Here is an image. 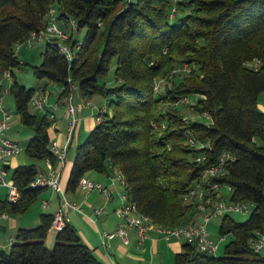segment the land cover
Masks as SVG:
<instances>
[{
    "label": "trees",
    "instance_id": "1",
    "mask_svg": "<svg viewBox=\"0 0 264 264\" xmlns=\"http://www.w3.org/2000/svg\"><path fill=\"white\" fill-rule=\"evenodd\" d=\"M189 3L192 8L174 18L172 10L184 8L175 0H0V79L6 69L12 70L16 112L34 129L27 155L51 156V122L30 111L36 87L16 80L14 68L22 63L14 45L45 26L53 5L62 11L64 27L66 14L76 18L86 33L74 59L70 62L49 42L41 63L32 66L44 85L53 81L63 87L60 98L69 91V77L83 96L107 97L109 110L77 147L68 189H75L89 171L111 173L118 167L128 199L142 213L164 226L182 224L193 210L184 195L202 181L206 166L230 151L235 158L215 180L232 187L233 200L253 203L250 216L244 221L222 216L219 234L232 236L222 254L201 252L185 242L173 264H264V254L248 242L256 230H264V110L259 106L264 92V0ZM176 60L192 70L160 96L155 79L177 67ZM255 60L261 61L258 69L249 64ZM190 94L199 95L195 108L209 122L187 119L166 105ZM190 135L210 145L192 146ZM202 152L207 154L204 164L194 160ZM38 171L34 164L12 170L21 196L17 201L1 199L2 211L24 212L38 199L44 188L30 186ZM53 218L42 214L38 225L19 228L10 249L0 252V264H105L69 221L49 248Z\"/></svg>",
    "mask_w": 264,
    "mask_h": 264
},
{
    "label": "built area",
    "instance_id": "2",
    "mask_svg": "<svg viewBox=\"0 0 264 264\" xmlns=\"http://www.w3.org/2000/svg\"><path fill=\"white\" fill-rule=\"evenodd\" d=\"M61 13L62 11L59 10L57 6H51L45 18V26L37 31H33L26 39L16 42L14 45L15 52L18 53V50L23 46L33 47L35 44L53 42L57 45L61 53L71 62L74 59L76 51L82 44V40L75 37V33L79 30V24L76 18L66 14V26L60 25ZM75 38L76 42H74ZM249 64L255 69H258L261 61L255 60ZM191 70L192 67L185 63L183 66L172 69L169 77L177 75L180 71L190 72ZM4 79H8L11 84L13 81V72L11 69H6L0 79V84L2 86L0 89V186L7 189L6 198L9 201H17L21 196V191L7 166V158L20 153L22 147L17 140L13 139L8 134L12 126L14 111L7 107L5 102L6 97L11 93L10 88L12 85L9 84V86L4 87ZM68 82L69 91L67 94L62 98L58 97V99L52 103L50 102V93L44 84L39 85L31 97V103L34 108L41 111L42 114H45L51 123L56 118L55 113L59 108L60 102L65 105V112L68 117L65 141L62 143L58 139L50 138L49 149L52 155L44 158L49 168L48 172L39 170L30 183L32 188L50 187L54 190H60L61 167L64 166L68 160V150L79 122L77 113L90 104L88 99L84 100L82 103H75L73 98L74 89L77 87V84L71 77L68 78ZM155 84L156 88L158 81H156ZM179 102L180 100L176 101L175 104ZM106 110L107 108H101L99 110L97 114L98 121L102 120ZM188 140L192 146H196L197 148H204L210 145L209 142L205 143L200 141L193 135H190ZM53 157L55 158V162H53ZM234 158L235 156L230 151H223L215 162L206 166L202 181L189 188L186 192L184 200L186 203L193 205L192 213L186 223L170 226L158 224L149 215L142 213L137 204L128 199L127 193H121L123 202L115 211L119 217L124 219V223L115 231L102 232L103 241L105 242V239H111L114 236H120L125 243H128L129 235L126 226H129L136 230L139 245H142L147 238H164L166 240L182 239L185 242L193 244L196 249L201 252L218 254L220 244L227 235H221L219 239L211 237L207 227L208 223L213 217L223 216L237 211H250L247 206V201L233 200L231 198L233 190L230 185L220 180H215V178H221L227 173L226 164ZM206 159V152L199 153L194 157V160L201 164H204ZM111 173L110 184H105L86 176H82L78 184L84 190L99 191L105 196L106 200L109 201L113 196V186L117 181L123 186H127L125 176L118 167H114ZM223 185L228 186V195L221 192ZM46 205L47 201H44L43 206ZM65 207H72L78 211L83 210L80 204L70 201L63 195V203L54 214L50 226L52 230H62L66 225L68 219L65 215ZM101 211L102 208L95 209L97 214L101 213ZM4 215L6 216L5 213ZM153 233H155L156 236H152ZM13 241L14 237H11L7 249H10ZM248 242L251 249L255 252L262 253L264 251V232L256 230L254 234L251 235Z\"/></svg>",
    "mask_w": 264,
    "mask_h": 264
},
{
    "label": "crops",
    "instance_id": "3",
    "mask_svg": "<svg viewBox=\"0 0 264 264\" xmlns=\"http://www.w3.org/2000/svg\"><path fill=\"white\" fill-rule=\"evenodd\" d=\"M43 82L44 81H42L40 85L43 84ZM55 84L59 87L60 92L58 94L60 95L63 87L57 83ZM76 90L78 93H76ZM59 95L56 99L55 97L53 98V96L50 97V100L52 102L56 101ZM103 96L104 97H101L96 94L88 98L83 96L78 88L74 90L73 101L75 103H82L86 99H91L96 103L81 109L77 113L79 117L77 129L78 135L81 133L84 135L87 132L89 133L98 123L97 114L101 108H106L107 105L105 101L107 97L105 95ZM259 106L262 110H264V92L259 98ZM55 114L56 118L51 123L48 130L49 135L50 138L58 139L63 143L65 141L67 131L68 117L65 112V105L62 102H60L59 108ZM16 122L17 118L13 115L12 126L8 134L13 139L17 140L20 145V140L25 139L27 145L34 134L29 133L26 134V136L17 135V133L12 131ZM20 153L7 158V166L10 172H12V170L19 165L28 164H34L38 170L48 172L49 168L44 158H42V163L38 165L34 162H30L26 156H22ZM74 159H70L68 150V160L66 164L61 167V188L60 190H54L51 188V193L47 198L42 199L39 208L35 207V203H33L24 212L8 213L0 209V252L2 250H8L7 245L9 243V239L11 237H16L19 228H30L38 225L41 222L42 214H52L54 216L63 203V195H65L70 201L81 205L83 209L82 211H78L72 207H65L64 211L68 219L67 221L73 224L83 241L89 245L90 248H92L97 258L105 264H166L172 253L177 254L178 252L184 250L185 241L182 239L166 240L164 238H147L142 245H139L136 230L129 226H126L129 235L128 243H125L120 236L105 239L104 242L101 235L102 232L115 231L121 224L124 223V219L119 217L115 210L123 202L121 193H127L126 186H123L119 181H117L113 186V196L109 201H107L105 196L99 191L84 190L79 184L75 189H68V181ZM111 174L112 173L89 171L84 176L101 181L105 184H110ZM46 189H50V187L44 188V190ZM2 190L4 192H2ZM6 194L7 189L5 187H1L0 200L5 199ZM44 201H47L46 206H43ZM96 208H102L101 213L97 214L95 212ZM56 234L57 231L52 230L51 228L49 229L46 238V245L49 248L54 247L56 243ZM152 236H156V234L153 233ZM262 253L264 254V251Z\"/></svg>",
    "mask_w": 264,
    "mask_h": 264
},
{
    "label": "rangeland",
    "instance_id": "4",
    "mask_svg": "<svg viewBox=\"0 0 264 264\" xmlns=\"http://www.w3.org/2000/svg\"><path fill=\"white\" fill-rule=\"evenodd\" d=\"M125 1H127V0H122V2H125ZM189 1L190 0H175V2H181L183 4L184 8L180 9V10H172V13H173L172 15L174 16V18H175V16L176 17L183 16L185 14V12H188L192 8V5L189 3ZM173 9H175V8H173ZM63 23H64V21H59L60 25H63ZM85 33H86V27H81L75 33V37L83 39L85 36ZM44 48H45L44 44H35L33 47L23 46L18 50V58L21 61L22 65L19 67H16L14 69V73L16 76V80L20 84H24L28 88L29 87H36L37 88L40 85V83L42 82L35 75L32 66L41 63L42 53L44 51ZM174 64L177 65V67H179V66H183V64H185V62L183 63L180 60H176ZM113 68L114 67H112V69L109 71V74H108L109 78H110V76L113 75ZM169 74H167L165 77H158L155 79V82L158 81V85L155 88V90H156V93L160 96H165L167 90L172 89L174 87V83L176 81L178 82L179 80L185 79L187 76H189L188 75L189 72H186V71H180V72H178V74H180V75L173 76V77H169ZM13 82H14V77H13V81L11 82V84H10V81L8 79H4L3 80V86L6 87V86H9V84L12 85ZM46 88L50 93V97L53 96V98L55 97V99H56L57 96L59 95L58 93L60 91H59V87L56 86L55 82L49 81L48 84L46 85ZM77 88H78V86L75 89H77ZM76 93H78L77 90H76ZM98 95L101 97H104L103 94L102 95L98 94ZM198 97H199V95H197V94L183 95L177 100L168 101L166 103V105H168V106L170 105V106L175 107L176 110L179 113H181L187 119L201 120V121L207 123L210 121V119L205 115L199 114L195 108V104L197 102ZM179 100H180V102L175 104V102L179 101ZM89 101H90L89 105L96 104L95 101H93L91 99ZM105 101L107 103V98ZM5 102H6L7 107L11 108L14 111V115L17 118V122L14 124L12 131L17 133V135H19V136H26V134H29V133L34 134V130L31 127L25 126L22 123L20 116H18L19 114L16 112L15 99H14V95L12 93H10L6 97ZM50 102L52 103L51 100H50ZM29 108H30V111L33 113L42 114L41 111L36 110L34 108V106L32 105L31 102L29 104ZM106 108L109 110L108 105H106ZM77 129H78V126L74 132V136H73L72 142L70 144V148H69V157L72 160L76 156V151H77L78 145L80 143H82L85 140V138L87 137V135L89 134L87 132V133H85V135L83 133L78 135ZM20 142H21V146H22V150H21L20 154L22 156H26L30 162H34V163L40 165L42 163V159L27 156V153L25 150L26 140L21 139ZM0 188H1V186H0ZM51 190L52 189L50 188V189H46V190L42 191V193L39 195L38 199L34 202L35 207H37V208L40 207L42 199L47 198L49 196V194L51 193ZM2 192H4V191L2 190ZM221 192L225 195H228V193H229L228 186L223 185L221 188ZM247 206L250 209L249 212H244V211L232 212L231 216L233 218H235V220H237V221L246 220L250 216V213L253 210L254 205L252 202L247 201ZM221 220H222V216L213 217L207 225L211 237H213L215 239H219L221 237V234H219V225L221 223ZM231 239H232L231 235H227L224 238V240L220 244V249L218 251V254L223 253L224 246ZM175 256H176V253H172L170 258H169V261H167L166 264H173L174 260H175Z\"/></svg>",
    "mask_w": 264,
    "mask_h": 264
}]
</instances>
